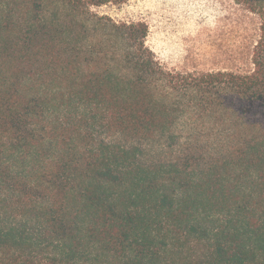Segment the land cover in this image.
<instances>
[{
  "label": "trees",
  "instance_id": "1",
  "mask_svg": "<svg viewBox=\"0 0 264 264\" xmlns=\"http://www.w3.org/2000/svg\"><path fill=\"white\" fill-rule=\"evenodd\" d=\"M125 1L0 0V264H264V0L252 67L199 74Z\"/></svg>",
  "mask_w": 264,
  "mask_h": 264
},
{
  "label": "rangeland",
  "instance_id": "2",
  "mask_svg": "<svg viewBox=\"0 0 264 264\" xmlns=\"http://www.w3.org/2000/svg\"><path fill=\"white\" fill-rule=\"evenodd\" d=\"M92 10L120 23H145L144 45L168 70L199 74L252 67L259 18L235 0H127Z\"/></svg>",
  "mask_w": 264,
  "mask_h": 264
}]
</instances>
